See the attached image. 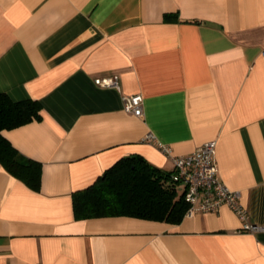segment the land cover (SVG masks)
<instances>
[{
	"label": "crops",
	"instance_id": "crops-1",
	"mask_svg": "<svg viewBox=\"0 0 264 264\" xmlns=\"http://www.w3.org/2000/svg\"><path fill=\"white\" fill-rule=\"evenodd\" d=\"M262 47L264 0H0V93L42 106L1 131L42 172L33 190L0 164V264H264V231L226 205L172 223L76 218L72 201L122 157L173 171L159 143L215 140L218 177L264 225Z\"/></svg>",
	"mask_w": 264,
	"mask_h": 264
},
{
	"label": "trees",
	"instance_id": "trees-1",
	"mask_svg": "<svg viewBox=\"0 0 264 264\" xmlns=\"http://www.w3.org/2000/svg\"><path fill=\"white\" fill-rule=\"evenodd\" d=\"M169 16L173 15H166ZM41 109L39 100L14 101L8 94L0 93V164L33 190L40 188L41 163L22 156L1 131L39 120ZM172 173L141 155L122 157L92 184L73 192L74 215L76 218L128 215L179 222L188 204Z\"/></svg>",
	"mask_w": 264,
	"mask_h": 264
},
{
	"label": "built area",
	"instance_id": "built-area-1",
	"mask_svg": "<svg viewBox=\"0 0 264 264\" xmlns=\"http://www.w3.org/2000/svg\"><path fill=\"white\" fill-rule=\"evenodd\" d=\"M260 53L264 55V47ZM97 82L103 87L119 88L116 75L98 79ZM122 99L126 111L137 116L142 115L141 95H125ZM147 138L153 139L154 136L149 133ZM159 146L165 154L172 156L174 165L172 179L184 185V195L188 204L185 215L217 211L226 205L243 220L239 231L251 233L264 231V225L246 220L247 212L240 202L241 192L231 189L218 177L215 140L208 141L192 153L182 156L171 155V148L168 145L159 143Z\"/></svg>",
	"mask_w": 264,
	"mask_h": 264
},
{
	"label": "rangeland",
	"instance_id": "rangeland-1",
	"mask_svg": "<svg viewBox=\"0 0 264 264\" xmlns=\"http://www.w3.org/2000/svg\"><path fill=\"white\" fill-rule=\"evenodd\" d=\"M182 184L178 187V190L180 191V190H182Z\"/></svg>",
	"mask_w": 264,
	"mask_h": 264
}]
</instances>
